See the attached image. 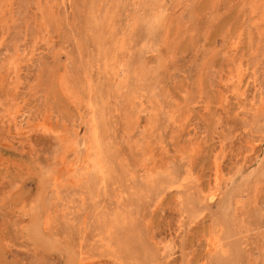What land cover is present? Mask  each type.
Returning a JSON list of instances; mask_svg holds the SVG:
<instances>
[{
  "label": "rangeland",
  "instance_id": "1",
  "mask_svg": "<svg viewBox=\"0 0 264 264\" xmlns=\"http://www.w3.org/2000/svg\"><path fill=\"white\" fill-rule=\"evenodd\" d=\"M0 264H264V0H0Z\"/></svg>",
  "mask_w": 264,
  "mask_h": 264
},
{
  "label": "bare ground",
  "instance_id": "2",
  "mask_svg": "<svg viewBox=\"0 0 264 264\" xmlns=\"http://www.w3.org/2000/svg\"><path fill=\"white\" fill-rule=\"evenodd\" d=\"M73 133H75V132H73ZM66 138V137H65ZM68 138V137H67ZM74 140V139H73ZM75 142V141H74ZM72 144V143H71ZM68 146V145H67ZM75 148V147H74ZM70 150V149H69ZM214 192H212V193H210V194H208V196H207V198H208V200L210 201V200H212V198H213V196H214Z\"/></svg>",
  "mask_w": 264,
  "mask_h": 264
}]
</instances>
